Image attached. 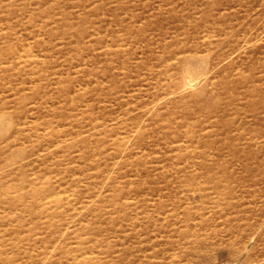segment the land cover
Listing matches in <instances>:
<instances>
[{"label":"rangeland","instance_id":"1","mask_svg":"<svg viewBox=\"0 0 264 264\" xmlns=\"http://www.w3.org/2000/svg\"><path fill=\"white\" fill-rule=\"evenodd\" d=\"M0 264H264V0H0Z\"/></svg>","mask_w":264,"mask_h":264}]
</instances>
